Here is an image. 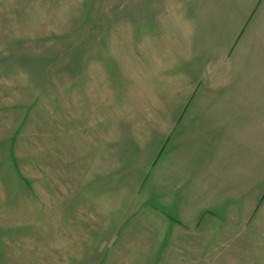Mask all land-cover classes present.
<instances>
[{"label":"rangeland","instance_id":"obj_1","mask_svg":"<svg viewBox=\"0 0 264 264\" xmlns=\"http://www.w3.org/2000/svg\"><path fill=\"white\" fill-rule=\"evenodd\" d=\"M224 4L0 0V264H264V155L202 105Z\"/></svg>","mask_w":264,"mask_h":264},{"label":"crops","instance_id":"obj_2","mask_svg":"<svg viewBox=\"0 0 264 264\" xmlns=\"http://www.w3.org/2000/svg\"><path fill=\"white\" fill-rule=\"evenodd\" d=\"M224 2L215 45L208 40L212 56L201 55L205 68L200 88L207 93L202 105L214 109L220 139H232L233 146L235 139H247L242 147L255 151L248 155H264V0Z\"/></svg>","mask_w":264,"mask_h":264}]
</instances>
